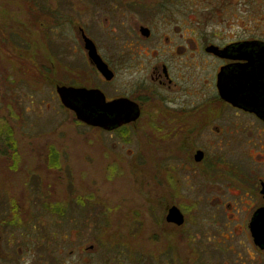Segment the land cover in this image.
I'll use <instances>...</instances> for the list:
<instances>
[{
  "label": "flooded vegetation",
  "instance_id": "obj_1",
  "mask_svg": "<svg viewBox=\"0 0 264 264\" xmlns=\"http://www.w3.org/2000/svg\"><path fill=\"white\" fill-rule=\"evenodd\" d=\"M59 1L48 4L52 9L30 10L18 22L27 34L30 28L38 27L44 33L53 32L54 38L64 27L73 34L65 50L61 41L52 42L55 48L51 77L43 70L42 61L46 57L42 53L36 52L35 60L30 57L36 66L35 77L51 83L58 101L76 125L111 134V137L115 135L123 148L139 142L140 148L132 154L139 161L137 167L146 169L137 171L138 182L144 184L142 191L137 189V192L146 190L150 195L154 219L167 234H160L159 238L155 233L153 240H172L169 229L180 228L183 235L181 241L178 237L177 240L180 244L184 241V264H264V57H252L259 51L264 55V49L261 51L249 44L259 41L264 46V40L244 36L228 43L184 41L180 27L172 28L171 23L163 25L155 20L161 13L170 12L167 0H103L101 5L99 0H89L97 15L106 17L105 25H99L100 28L108 27L111 18L117 16L123 38L133 36V39L109 44L92 31L91 17L84 23L78 20L79 15L91 16L89 3H82L83 9H78L74 2V8L66 14L67 9L63 12L56 9ZM125 15L130 17L129 24ZM16 24L10 21L3 29L0 23V41L14 49L27 65L29 51L21 53L15 46L17 42L6 34ZM143 29L148 30L149 36L143 34ZM85 37L95 46L96 52L92 51L95 58ZM47 39L50 40L48 34ZM210 47L230 49L217 54ZM45 50L52 54L49 45ZM222 85L229 90H223ZM64 87L95 91L93 95L99 97L98 102L100 99L105 103L119 101L120 117L131 120L113 130L87 124L78 119L75 109L88 104L86 92L78 95L74 91L70 109L59 94V89ZM130 110L135 114L129 115ZM136 113L137 118L132 119ZM37 155L43 157L42 153ZM52 155L53 152L43 157V162L47 160L45 166ZM15 157L19 163V153L0 152V160L4 162L0 173L5 171L1 167L7 166L15 176L24 175L20 164L11 168L13 164L9 162ZM141 159L148 164L142 165ZM145 170L151 183L158 176H164L166 182L159 177V183L145 189L146 173L142 174ZM176 176L184 177V197L182 186L171 183ZM18 195L11 194L8 200H0V264H43V224L31 226L36 220L32 217L33 211L38 214L46 209L49 214L62 217L52 211V207H61L60 202L38 204L29 202L24 193ZM172 195L179 200L173 202ZM83 203L87 207L94 204L92 200ZM159 204L164 209L161 217L157 214ZM173 208L183 215L182 225L170 219ZM106 210L100 227L102 236H108L112 228L107 214L110 211ZM131 221L134 225L137 220ZM34 230L36 240H33ZM131 235L136 256L131 264H141V250L135 249L137 245L140 247L139 228ZM118 237L120 255L124 253L122 241L127 240V233H119ZM168 248L165 244L164 250L155 251L156 255L162 253L172 261ZM123 262L118 260V264Z\"/></svg>",
  "mask_w": 264,
  "mask_h": 264
},
{
  "label": "rangeland",
  "instance_id": "obj_2",
  "mask_svg": "<svg viewBox=\"0 0 264 264\" xmlns=\"http://www.w3.org/2000/svg\"><path fill=\"white\" fill-rule=\"evenodd\" d=\"M102 1L99 0L100 5ZM53 2L54 0H0L2 28L5 29L10 21L17 23V26H13V31H6V34L17 42L14 45L21 53L29 51L26 65L15 54L14 49L12 51L0 41V129L7 132L6 129L9 128L16 144L14 152L8 145V138L2 134L0 152L19 153V163L15 157L9 164L12 163L11 168L15 169L18 163L19 168L24 171L23 176H15L7 166L1 167L5 171L0 173V200H8L11 194L20 196V193H24V198L32 203L60 202L63 217L49 214L46 209H41L38 214L36 210L33 211L32 217L36 220L31 226L41 227L43 224V264H118V260L124 261L122 264H131L136 257L133 255L131 233L137 228L141 248L137 245L135 249L136 252L141 250V264H184V241L180 244L183 235L180 228L169 229L172 231V240H153L155 233L159 238L160 234H167L163 232V226L154 219L149 203L150 195L146 190L141 194L137 192V189L142 191L144 185L138 182L137 172L144 167H137L139 161L134 160L132 154L140 148L139 142L127 144L123 148L118 145L115 135L111 137V134L76 125L58 101L51 83L39 81L35 77L36 66L32 64L30 57L35 60L36 52L42 53L46 57L42 61L43 70L51 77L55 48L52 42L61 41L65 50L67 42L73 40V34L67 27L61 28L62 32L57 38L53 37V32L44 33L39 27L30 28L27 34L18 22L30 10L41 7L52 9L48 4ZM74 2L78 9H83L82 3L92 5L89 0H60L56 9L60 12L67 9V14L68 9L74 8ZM93 8L91 6V16L79 15V22L84 23L91 17L92 31L109 44L133 39V36L123 38L117 16L111 18L108 27L100 28L99 25H105L106 17L104 14L97 15ZM167 9L170 12L165 11L166 15L161 13L162 16H157L155 20L163 25L171 23L172 28L180 27L184 41L228 43L244 36L264 40V0H167ZM125 16V21L129 24L130 17ZM126 29L130 27L127 26ZM47 34L50 40L47 39ZM46 45H49V52L52 54L45 50ZM52 152L59 154V167L45 166L47 160L43 162L47 158L46 154ZM38 153H42L44 158L38 156ZM140 162L142 165L148 164L145 159ZM1 165L4 162L0 160ZM145 171H142V174L146 173L145 189H149L150 186L153 187L152 183H159L158 179L162 176L153 178L151 183L147 170ZM163 178L166 182L164 176ZM171 183L180 188L182 186L181 194L184 197V177H173ZM171 199L173 202L179 200L173 195ZM91 200L94 203L92 206L83 205L84 201ZM182 202L184 205V199ZM107 208L112 228L108 236H102L100 227L103 225V212ZM157 210L158 216H163L162 204L158 205ZM131 219L137 220L134 225ZM32 232L35 234L37 231ZM119 233H127V240L122 241L125 244L122 248L124 253L120 255ZM47 236L52 239L49 240ZM36 239L35 234L33 240ZM165 244L170 246L168 250L173 257L172 261L162 253L156 255L155 251L164 250Z\"/></svg>",
  "mask_w": 264,
  "mask_h": 264
},
{
  "label": "water",
  "instance_id": "obj_3",
  "mask_svg": "<svg viewBox=\"0 0 264 264\" xmlns=\"http://www.w3.org/2000/svg\"><path fill=\"white\" fill-rule=\"evenodd\" d=\"M142 32L144 35L149 36V32L147 29H143ZM85 39L87 41L88 49L91 50V55L95 58L94 54L92 53V51L96 52L93 42L90 39H88L87 37H85ZM249 44L251 47H258L259 48L258 50L263 51V49H264V46L261 45V42H259V41H253ZM229 49H230V47H227V48L222 49V50H219L216 47H210L209 48L210 51H214L217 54L218 53L223 54V53L227 52ZM253 51H255V50H253ZM255 56L264 57V55L261 54L260 51L257 54L252 55L253 58ZM97 58H99L98 55H96V61L98 62L99 59H97ZM98 64L100 65L99 62H98ZM103 72H104V69H103ZM222 89L223 90H225V89L229 90V87L228 86L223 87V85H222ZM74 91L78 92V95L81 92H86V97L88 100L87 105H83L80 108H75L79 120H81L87 124L93 125V126L102 127L103 129H106V130H113V129L119 127L120 125H122L123 122H128L131 120V118H128V117L124 118V120L120 117L121 115L119 112H120L121 108L119 106L120 105L119 101L113 102V103H105L104 99H100L102 101L98 102L99 97L96 98L93 95V93L95 91H80V90L77 91V90H74L72 88H67V87L60 88L59 94L61 96L63 104L67 108L71 109L73 107L71 104L70 98L75 94ZM127 113H128V111H127ZM133 113L135 114V112L133 110L132 111L130 110L128 114L130 115ZM137 116H138V113H136V115L132 119H136ZM170 216H171L170 219L176 221L179 225L183 224L184 217L181 214L179 209L173 208L171 210Z\"/></svg>",
  "mask_w": 264,
  "mask_h": 264
},
{
  "label": "trees",
  "instance_id": "obj_4",
  "mask_svg": "<svg viewBox=\"0 0 264 264\" xmlns=\"http://www.w3.org/2000/svg\"><path fill=\"white\" fill-rule=\"evenodd\" d=\"M7 132H3L2 129H0V136L2 134H5L6 137L8 138V145L14 150V152H16V144H15V141L12 139V132L11 130L8 128L6 129ZM49 165H51V167H59V159H58V156H57V153L56 152H53V155L51 156V159L48 161ZM52 211H54L55 213H60L61 216L63 217V214H62V207H52Z\"/></svg>",
  "mask_w": 264,
  "mask_h": 264
}]
</instances>
